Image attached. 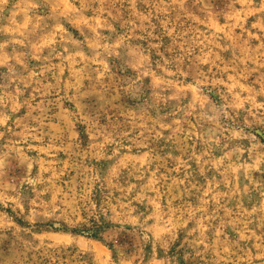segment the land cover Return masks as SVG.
Wrapping results in <instances>:
<instances>
[{
	"label": "rangeland",
	"instance_id": "obj_1",
	"mask_svg": "<svg viewBox=\"0 0 264 264\" xmlns=\"http://www.w3.org/2000/svg\"><path fill=\"white\" fill-rule=\"evenodd\" d=\"M0 264H264V0H0Z\"/></svg>",
	"mask_w": 264,
	"mask_h": 264
},
{
	"label": "trees",
	"instance_id": "obj_2",
	"mask_svg": "<svg viewBox=\"0 0 264 264\" xmlns=\"http://www.w3.org/2000/svg\"><path fill=\"white\" fill-rule=\"evenodd\" d=\"M91 230H93V229H88V236H93V234H95V232L94 231H91ZM92 232V233H91Z\"/></svg>",
	"mask_w": 264,
	"mask_h": 264
}]
</instances>
